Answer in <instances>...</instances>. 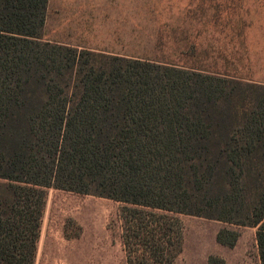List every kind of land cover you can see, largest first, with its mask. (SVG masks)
Segmentation results:
<instances>
[{
	"label": "trees",
	"instance_id": "16d2710c",
	"mask_svg": "<svg viewBox=\"0 0 264 264\" xmlns=\"http://www.w3.org/2000/svg\"><path fill=\"white\" fill-rule=\"evenodd\" d=\"M48 3L0 0V264H36L50 189L123 204L127 264H174L178 215L264 264V85L44 41Z\"/></svg>",
	"mask_w": 264,
	"mask_h": 264
},
{
	"label": "rangeland",
	"instance_id": "374dc122",
	"mask_svg": "<svg viewBox=\"0 0 264 264\" xmlns=\"http://www.w3.org/2000/svg\"><path fill=\"white\" fill-rule=\"evenodd\" d=\"M42 39L80 50L201 65L264 85V0H49ZM123 204L48 190L36 264H127ZM182 254L174 264H261L256 229L178 215ZM240 232L235 248L217 243Z\"/></svg>",
	"mask_w": 264,
	"mask_h": 264
}]
</instances>
